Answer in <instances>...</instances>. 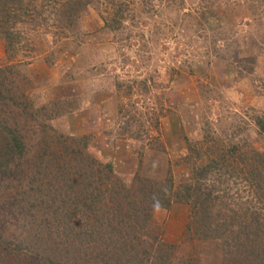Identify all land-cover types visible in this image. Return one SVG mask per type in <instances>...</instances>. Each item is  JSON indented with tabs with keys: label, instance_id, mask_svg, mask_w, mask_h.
I'll return each mask as SVG.
<instances>
[{
	"label": "trees",
	"instance_id": "1",
	"mask_svg": "<svg viewBox=\"0 0 264 264\" xmlns=\"http://www.w3.org/2000/svg\"><path fill=\"white\" fill-rule=\"evenodd\" d=\"M140 1L143 5L135 12V0H105L104 7L101 0H0V41L13 62L23 47L41 51L47 28L56 44L72 39L78 48L95 44L97 49L102 36L111 35L123 65L136 69L130 59L139 54L130 49L131 42L139 37L143 42L145 34L137 36L124 22L138 30L150 17V6L159 2ZM215 1L200 0L196 16L185 14L194 24L181 25L178 31L187 37L201 29L208 37L202 58L212 83L209 88L199 86L198 114L192 116L195 129L189 130L192 124H184L177 115L179 131L167 148L149 137L142 115L130 116L116 137L140 145L132 173L118 174L112 157L88 136L61 129V122L85 109L83 98L55 100L31 82L23 64L0 67V264H264V109L252 110L247 121L237 124V116L226 108L242 100L243 82L249 81L255 95L264 97L251 80L264 60L258 44L263 31L252 34L259 38L250 46L244 38L241 48L232 14H216ZM180 4L183 7L184 1ZM254 5L247 10L262 26L263 15ZM91 12L101 22L95 33L83 25ZM154 32L147 33L150 43H143L140 55L142 65L154 60V74L147 80L111 77L112 101L120 110L122 100H129L130 110H138L131 102L133 95L145 98L151 88L166 87L154 75L160 42L168 36L159 28ZM31 34L42 41L36 45ZM220 41L226 48L217 47ZM88 56L79 55L73 68L79 76L69 68L64 83L105 72ZM193 60L170 68L171 77L195 74ZM215 69L222 73L217 83L212 79ZM211 100L220 108L215 123L206 117ZM154 120L158 128V117ZM174 166L186 171L178 183ZM175 206L186 207L188 217L174 244L164 239V227L153 218Z\"/></svg>",
	"mask_w": 264,
	"mask_h": 264
},
{
	"label": "rangeland",
	"instance_id": "2",
	"mask_svg": "<svg viewBox=\"0 0 264 264\" xmlns=\"http://www.w3.org/2000/svg\"><path fill=\"white\" fill-rule=\"evenodd\" d=\"M180 1H184L183 7H181ZM199 1H154L153 5L150 6V17L140 23L138 30L134 28L130 21L124 22L125 28L132 30L137 36L141 32L145 34L143 42H141L140 37L131 42L133 48L130 49L139 54V57L130 59L131 62L136 64V69H132L129 65H123V56L119 51L117 42L113 40L111 35L102 36L104 40L102 42L99 41L97 49L95 44H87L83 48H78L72 39L63 40V42L56 44L48 28L43 41L41 37H36V34H31V41L34 40L35 44L42 41L44 48L41 51L36 52L34 50V54L29 46L23 47L15 55L13 62L9 61L5 53L4 43L0 41V67L23 64L28 71L27 75L30 77L31 82L42 89L45 88V92L50 93L55 100L83 98L81 108L85 109L78 110L75 114L67 117L61 122V129L66 132H72V134L88 136L92 144L100 147L105 155L112 157L118 174L132 173L134 172L132 160L134 159L133 157H136L140 145L136 141H132V139L131 141H125L116 137L119 128L123 126L122 124L130 116L137 114L140 117L142 115V120L147 122L146 129L149 137L159 139L166 146L168 144L167 148L170 147V142L174 140L175 134L179 131L178 126H175L178 124L177 115L182 117L184 124H192L191 126L189 125V130L193 131L195 129L192 116L198 114L196 107L199 86L201 84V86L209 88L212 83L210 74L207 75L206 73L207 65L204 58H202L204 54L203 48L206 46L208 37L203 35L201 29L196 34H191V36L188 34L187 37L180 36L178 31L181 25L194 24L191 23L192 21L185 14L189 13L196 16ZM211 1L214 2L215 0ZM104 3H106L105 0H101L102 7H104ZM253 4H255L254 8L257 7L259 9L257 13L261 16L263 15L264 18V0H216L214 3L215 9L213 10L216 14H221L222 17L226 14L228 16L229 13L232 14L234 37L239 41L241 48L244 47V38L249 39L250 44L248 43V46L256 42L259 37L261 41L264 40V25L257 26L255 19L251 18V12L247 10ZM133 5L132 7L136 12L143 4L140 0H135ZM90 15L84 20V29L95 33L101 22L97 19V15L94 12H91ZM136 21H138V18ZM155 28H159L161 32H165L168 36L166 37L167 40L164 39L160 42L158 51L159 66L154 75V79L166 87L158 90L149 88L151 91L145 98L133 95L131 102L135 104L138 110H130L129 100H122L123 108L120 110V106L112 101L115 96V89L112 87L111 77H118L121 81H129L133 78L138 80L149 79L150 74L155 70L153 67L154 60L149 64L147 63V65L141 64V46L144 42L146 44L150 43V37L147 33L150 31V36L154 35ZM193 30L196 31V26ZM225 30L228 31V28ZM258 30L263 31V35L259 37L252 35L256 34ZM40 32L44 31L41 29ZM96 37L98 38L100 35H96ZM261 41H258V44L264 50V43ZM188 42L191 45L188 46ZM217 47L226 48V44L220 41ZM222 52L225 53L224 50ZM87 53L95 67L98 70L101 68L106 73H101L100 77L91 75L87 79L78 78L77 82L73 84L64 83V72L69 68L73 69L78 64L79 55L81 57L82 54L85 56ZM195 53L199 54L200 58H194L193 60L191 55ZM192 60L196 69L195 74L186 73V79L178 76V74H172L171 77L170 68L181 65V63L186 61L192 62ZM260 62L251 80L255 82V86L262 90L264 95V60ZM23 72L25 73V71ZM77 72V70L73 71L74 77L79 76ZM220 72V69L219 71L215 69L213 72L215 77L212 79L216 83L218 82L217 77L222 74ZM228 73L229 70L225 75L226 77L229 75ZM241 85L242 93H240V96L242 100L240 103L237 106L226 105L227 112L237 116V124L247 121L249 118L248 114L251 115L252 110L261 111L264 109V97L255 95L250 87V82H243ZM207 106L211 108L210 114H206L208 122L215 123L220 116L219 104L211 100ZM120 111L121 114L119 115ZM154 116L158 117V128L155 125ZM225 122H228V120L226 119ZM216 131L219 132L218 130ZM232 131L233 129L229 133ZM247 135L254 145L257 146L258 143L255 142L253 131L249 130ZM148 141L149 139H146L144 145ZM170 160L172 164L175 162L172 155ZM173 173L177 177L178 183L181 181L180 174L186 173V171L184 167L174 166ZM187 217L188 211L186 207L175 206L166 214L162 212L156 213L153 222L156 225L163 226L164 239L175 244L180 240Z\"/></svg>",
	"mask_w": 264,
	"mask_h": 264
}]
</instances>
